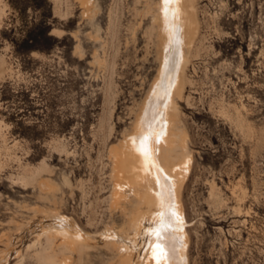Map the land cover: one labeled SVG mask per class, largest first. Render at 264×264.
<instances>
[{"label": "rangeland", "instance_id": "374dc122", "mask_svg": "<svg viewBox=\"0 0 264 264\" xmlns=\"http://www.w3.org/2000/svg\"><path fill=\"white\" fill-rule=\"evenodd\" d=\"M196 2L199 53L178 99L193 155L181 194L189 262L264 264V0ZM0 4V264H35L28 245L55 211L97 235L88 264H100V232L123 222L109 206L110 146L158 66L149 16L133 0H95L89 16L77 1L69 15L66 0ZM42 163L48 190L15 177Z\"/></svg>", "mask_w": 264, "mask_h": 264}, {"label": "bare ground", "instance_id": "6f19581e", "mask_svg": "<svg viewBox=\"0 0 264 264\" xmlns=\"http://www.w3.org/2000/svg\"><path fill=\"white\" fill-rule=\"evenodd\" d=\"M75 1L84 16L93 13L95 0H66V14L73 12ZM133 3L135 16H149L144 32L154 38L158 66L134 110L129 129L110 146L109 206L111 211L116 209L123 215V222L117 228L112 221L100 232L103 245L110 253L102 257L100 264H190L189 221L181 194L193 155L178 99L183 98L186 85L190 83L187 67L199 53L197 2L133 0ZM2 13L0 4V18ZM141 23L137 22V26ZM131 30L133 34L135 26ZM89 36L95 35L90 32ZM234 111L239 123L244 125L246 118L240 108L235 106ZM45 163L36 168L24 166L15 177L36 182L40 192H44L51 185L49 177L40 175L42 170L48 171ZM52 217L53 224H47L38 234L43 241L37 239L28 245L35 247L31 255L34 263L88 264L97 235L84 231L77 223L72 225L59 211L52 212ZM146 235L148 241L143 246Z\"/></svg>", "mask_w": 264, "mask_h": 264}]
</instances>
